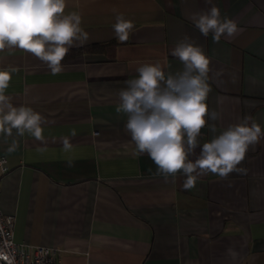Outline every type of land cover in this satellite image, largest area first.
<instances>
[{
    "label": "crops",
    "instance_id": "0c3cea01",
    "mask_svg": "<svg viewBox=\"0 0 264 264\" xmlns=\"http://www.w3.org/2000/svg\"><path fill=\"white\" fill-rule=\"evenodd\" d=\"M66 2L88 39L70 48L61 72L20 49L0 52V70H13L6 95L44 118L43 141L0 135L10 166L0 208L15 215L14 241L54 247L63 264H230L229 247L240 253L237 264H264V139L240 165L247 175L209 174L185 190L183 175L165 182L147 154H136L127 116L116 112L142 64L182 70L170 51L187 36L211 58L207 103L221 114L209 120L216 132L201 130L189 159L245 116L264 129V0ZM213 5L237 22L236 36L214 43L195 27L192 14ZM117 12L135 25L123 43L112 29Z\"/></svg>",
    "mask_w": 264,
    "mask_h": 264
},
{
    "label": "clouds",
    "instance_id": "9594fccd",
    "mask_svg": "<svg viewBox=\"0 0 264 264\" xmlns=\"http://www.w3.org/2000/svg\"><path fill=\"white\" fill-rule=\"evenodd\" d=\"M66 7V0H0V52L20 49L44 63L53 75L61 72L70 48L88 39L80 14H65ZM190 19L203 36L211 32L214 43L240 31L237 22L221 17L215 5L206 12L193 13ZM134 27L132 20L116 13L112 29L119 42L128 41ZM170 54L179 59L182 70L166 74L160 63L142 64L136 69L137 76L126 80V87L119 92L116 112L127 116L124 127L136 154H147L165 182L171 178L175 183L178 175H183L185 190L195 188L198 180L209 174L221 180H228L234 172L247 175L248 170L240 165L249 149L264 139V129L251 116L203 143L199 156L194 161L189 159L200 146L201 130L207 126L216 132L215 123L209 125V120L221 118L220 112L210 110L207 103L212 91L211 58L187 36ZM12 71L0 70V135L10 137L15 130L17 136L27 132L43 141L42 115L26 104L14 106L6 95ZM64 144L68 147L69 141L65 139ZM225 255L230 264H237L240 253L229 247Z\"/></svg>",
    "mask_w": 264,
    "mask_h": 264
},
{
    "label": "built area",
    "instance_id": "2783aa9c",
    "mask_svg": "<svg viewBox=\"0 0 264 264\" xmlns=\"http://www.w3.org/2000/svg\"><path fill=\"white\" fill-rule=\"evenodd\" d=\"M0 178L10 169L7 157L0 155ZM15 215L0 208V264H63L59 250L46 245L14 241Z\"/></svg>",
    "mask_w": 264,
    "mask_h": 264
}]
</instances>
